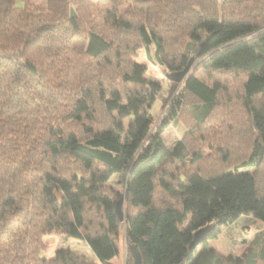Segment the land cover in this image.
I'll use <instances>...</instances> for the list:
<instances>
[{
  "label": "trees",
  "instance_id": "obj_1",
  "mask_svg": "<svg viewBox=\"0 0 264 264\" xmlns=\"http://www.w3.org/2000/svg\"><path fill=\"white\" fill-rule=\"evenodd\" d=\"M151 44L172 72L188 62L166 64L167 51L179 47L208 74L243 77L241 107L256 139L239 168L178 176L201 154L183 141L170 151L161 135L186 95L198 101L199 128L223 86L186 77L151 135L150 103L161 89L132 60ZM221 122L217 137L234 132ZM263 168L264 0H0V264H88L70 251L41 258L42 238L54 233L112 264L122 224L141 264H264ZM124 175L128 211L119 222L121 194L107 182ZM157 189L171 198L156 203ZM244 216L263 229L240 256L206 247ZM203 230L201 250H190Z\"/></svg>",
  "mask_w": 264,
  "mask_h": 264
},
{
  "label": "rangeland",
  "instance_id": "obj_2",
  "mask_svg": "<svg viewBox=\"0 0 264 264\" xmlns=\"http://www.w3.org/2000/svg\"><path fill=\"white\" fill-rule=\"evenodd\" d=\"M24 1V0H21ZM217 4L222 3L224 0H215ZM180 56H184L188 61L193 59L190 75L198 76L208 84L219 82L223 86V91L218 94L217 107L213 109L212 113L202 123L199 128H195V103L198 101L187 96L183 108L178 111L175 118L170 119V124L161 135L164 145L170 151L174 148L176 143L183 141L191 152L197 150L201 154V160L195 164L186 162L182 167L177 170V174H188L190 172L198 171L202 175L216 174L224 171L227 168H239V166L249 157L253 141L256 139L254 133L248 126L250 119L242 109L240 94L242 92V76H236L234 73H215L208 74L201 70V59L196 58L195 55L183 53L178 48H172L167 51L166 64L176 66ZM132 60L146 68L145 79L148 83L157 84L160 86L159 93L155 94L150 103L149 114L152 117V125L150 134H155L156 128L164 120L169 118V113L172 105L178 96L183 92L182 82L176 85L169 82L166 74L172 71L166 66L161 65L156 56V48L154 44L148 48L138 49ZM117 117V114H114ZM226 117V122L231 123L233 133L226 132L217 137V132L224 128L225 124L221 120ZM225 121V120H224ZM122 125L127 128L130 123L129 118L121 120ZM230 129V128H229ZM227 129V131H229ZM235 133V134H234ZM195 143V144H193ZM193 145V146H192ZM226 155V157H224ZM228 159V160H226ZM226 161L227 166H224ZM176 166H167L169 170H173ZM68 169L76 171V166L72 163L67 164ZM229 168V169H230ZM241 170V169H240ZM253 171L252 168L248 169ZM261 171V170H260ZM259 176L260 180H264V168ZM176 174V175H177ZM128 179V175L113 176L108 182L107 187L115 190L124 197L123 214L128 211L125 203L124 185ZM122 182V183H121ZM157 189L155 193V202L159 204L161 201L170 199ZM171 202L174 200L171 199ZM190 219L188 218L185 223L180 227L182 231L188 227ZM240 225L225 229L220 237L214 241H207L206 247L214 249L223 253V255L232 254L238 256L242 254L247 245L251 242L252 236L255 232L263 229L262 223L252 219H242ZM242 225L246 226V231L241 228ZM241 228V233L238 229ZM117 242L119 246V253L116 258L111 262L112 264H133L132 258L129 254L128 244L125 239L124 224H122L119 231ZM43 250L40 253L41 258L51 261L59 251H70L80 259H84L88 264H98L96 259L91 254L87 245L79 240L68 238L62 234L54 233L42 238ZM201 250V246L197 247V251Z\"/></svg>",
  "mask_w": 264,
  "mask_h": 264
},
{
  "label": "water",
  "instance_id": "obj_3",
  "mask_svg": "<svg viewBox=\"0 0 264 264\" xmlns=\"http://www.w3.org/2000/svg\"><path fill=\"white\" fill-rule=\"evenodd\" d=\"M193 61H194L193 59L188 60L185 67L181 71L166 74L165 78L169 82H172L176 85L181 84L182 82L185 81L187 75L189 74L191 66L193 64ZM123 203H124V197L121 196V198L115 204V212H116V215H117L119 222H122L124 220V214H123V210H122ZM203 232H204V230L195 233L194 239H193L192 243L190 244V250L199 246L200 242L203 239ZM128 250H129V253L132 257L133 264H141V257H140V254H139L137 248L134 245H131L128 247Z\"/></svg>",
  "mask_w": 264,
  "mask_h": 264
},
{
  "label": "crops",
  "instance_id": "obj_4",
  "mask_svg": "<svg viewBox=\"0 0 264 264\" xmlns=\"http://www.w3.org/2000/svg\"><path fill=\"white\" fill-rule=\"evenodd\" d=\"M242 219H247V221L249 220V219H252L253 220V218L251 217V216H244V217H241V218H239L238 219V221L235 223V224H233V225H230V226H228V227H226V228H223V230H222V233H223V231L225 230V229H229V228H231V227H234V226H238V225H240V223L242 224V223H244V222H241V220ZM241 228H244V230L246 231V226L245 225H242L241 226ZM241 228L240 229H238V234H239V231H240V233H241ZM221 233V234H222ZM220 237V236H219ZM218 237V238H219ZM217 238V239H218ZM214 241V240H213ZM219 252V251H218ZM220 254H221V252H219ZM221 255H223V253L221 254ZM241 255V254H240ZM240 255H238V256H240ZM223 256H234V255H232V254H225V255H223Z\"/></svg>",
  "mask_w": 264,
  "mask_h": 264
}]
</instances>
